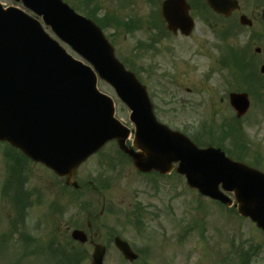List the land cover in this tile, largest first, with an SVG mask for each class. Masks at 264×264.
<instances>
[{"label":"rangeland","instance_id":"obj_1","mask_svg":"<svg viewBox=\"0 0 264 264\" xmlns=\"http://www.w3.org/2000/svg\"><path fill=\"white\" fill-rule=\"evenodd\" d=\"M66 1L77 11L82 9L80 2H87ZM253 1H242L243 11H247L250 18ZM0 2L25 10L11 0ZM92 3L99 6L97 17L102 18L104 24L105 15L107 18L113 15L117 19L142 24L143 29L132 33H125L122 29L117 31L112 27H106L104 33L113 41L119 59L134 62L142 82L157 100L160 120L176 129L189 127L190 134L196 138L201 134L199 140L202 143L218 142L213 134L206 136V129L214 123L219 126L222 118H230L236 123L233 120L235 114L226 101L230 88L227 79L230 77L228 71L221 70L218 65L221 51L217 47L225 44L218 39L215 30L200 22V17L196 15L199 12L193 14L197 25L190 37L164 35L155 44V49L147 53L136 50V47L150 43L149 38L154 34L148 27L151 14L157 16L156 1L152 5L147 0H93ZM262 10L258 9L259 16L256 18H260ZM254 23L253 28L243 29L240 37L227 40V44L245 48L248 40L258 39L252 49L263 47L264 22L258 19ZM46 29L56 38L49 28ZM61 44L71 55L81 59L70 47ZM259 56H254V65L260 66L264 51ZM248 57L251 58L250 54ZM262 78L264 82V75ZM99 87L115 99L117 117L133 127L128 109L118 100L113 89L102 80ZM261 100L263 103L258 99L252 100L248 114L241 120L242 130L250 144L246 159L257 163L264 172V98ZM230 145L231 140L225 141V147L235 152ZM117 150L115 143L106 146L101 153L84 163L77 174V180L84 185V189L80 201L75 205L82 203V207L93 214L99 213L103 206L109 209L92 221L94 239L108 248L105 264H241L242 260L248 264H264V234L251 221L190 190L183 177L137 173L127 160L117 155ZM7 151L6 146H0V237L10 234L8 249L5 245L1 248L0 264H14L20 251L17 235L10 228V220L15 213L12 205L3 197L11 171ZM32 167L28 188L33 190L38 187L48 197L40 203L37 198L32 199L35 204L27 213L25 231L36 238L42 247L48 246L52 240L53 250L60 251L70 241L71 231L85 221V212H80L79 206L72 208L66 197H58L64 185L62 180L49 176L41 168ZM88 181L99 184L96 186L98 188L90 189L86 185ZM58 198L70 205L61 217L47 209V201H57ZM134 211H139L141 217L137 228L126 217V212ZM40 219L42 224L36 226ZM111 233H117L132 245L140 255L137 262L124 260L114 246ZM85 248L88 253L82 264H90L92 247L86 245ZM18 264L46 262L43 259H29Z\"/></svg>","mask_w":264,"mask_h":264},{"label":"water","instance_id":"obj_2","mask_svg":"<svg viewBox=\"0 0 264 264\" xmlns=\"http://www.w3.org/2000/svg\"><path fill=\"white\" fill-rule=\"evenodd\" d=\"M42 15L63 40L91 62L132 110L137 126L134 148L127 147L129 130L114 117L112 100L97 88L95 72L76 61L51 39L40 23L25 13L0 5V140H8L32 159L42 162L67 184L78 187L79 165L106 142L117 140L120 148L143 172L162 174L178 163L177 172L192 189L231 206L221 190L232 192L239 214L250 217L264 230V174L233 162L216 149H199L186 136L159 124L149 103L146 88L125 70L101 31L81 18L61 0H22ZM224 14L238 8L234 0H207ZM186 0H166L162 14L169 30L189 35L194 23ZM243 24H251L242 17ZM264 73V66L262 67ZM231 104L243 116L250 103L246 94H233ZM90 226V224H89ZM73 239L86 243L80 230ZM115 243L133 261L137 255L120 238ZM91 264H103L106 248L95 244Z\"/></svg>","mask_w":264,"mask_h":264},{"label":"flooded vegetation","instance_id":"obj_3","mask_svg":"<svg viewBox=\"0 0 264 264\" xmlns=\"http://www.w3.org/2000/svg\"><path fill=\"white\" fill-rule=\"evenodd\" d=\"M241 2V0H239ZM256 7H253V12H252V19L253 20H264V8L260 14V18H256L259 16V11L258 9H254ZM242 14H247L248 12L243 11V6L241 7L240 11L234 12L230 17H225V16H219L217 15L214 18H209V20L201 19L200 22L204 23L207 25L209 28L213 29L218 32H222L223 34H226L228 31H232V33L235 35L238 33L237 27H236V21L240 18ZM33 192L30 193L29 190L24 188V192L20 194V201L22 202L23 205L27 206V203L29 199H31Z\"/></svg>","mask_w":264,"mask_h":264},{"label":"trees","instance_id":"obj_4","mask_svg":"<svg viewBox=\"0 0 264 264\" xmlns=\"http://www.w3.org/2000/svg\"><path fill=\"white\" fill-rule=\"evenodd\" d=\"M87 8L90 9L89 5H87ZM91 10V9H90ZM238 70L243 71L246 73V79H247V90L253 93V90L255 89V87L257 86L254 83V80L251 78L248 70H249V62H247V60H245V62L243 63V66L240 67V65H237ZM256 85V86H255ZM238 146V153L237 155H235L237 158L242 159L243 156L245 155L243 148V145H240L239 143L236 144ZM13 160L17 161L16 158H12ZM77 194V192H73V195H70V201H74L75 200V195ZM84 260V253L82 251V249L79 246H75V245H70V249H69V254L67 257V264H81L82 261Z\"/></svg>","mask_w":264,"mask_h":264}]
</instances>
